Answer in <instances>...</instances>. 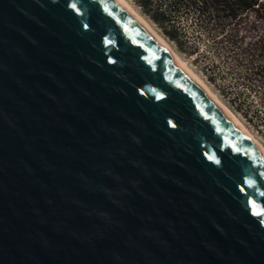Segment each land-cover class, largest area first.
<instances>
[{"label": "water", "instance_id": "obj_1", "mask_svg": "<svg viewBox=\"0 0 264 264\" xmlns=\"http://www.w3.org/2000/svg\"><path fill=\"white\" fill-rule=\"evenodd\" d=\"M0 264H264V156L116 0H0Z\"/></svg>", "mask_w": 264, "mask_h": 264}, {"label": "trees", "instance_id": "obj_2", "mask_svg": "<svg viewBox=\"0 0 264 264\" xmlns=\"http://www.w3.org/2000/svg\"><path fill=\"white\" fill-rule=\"evenodd\" d=\"M130 1L178 52L194 61L210 55L232 61L238 78L251 92H262L264 102V0ZM201 67L210 81H216L214 63L208 60ZM249 100V95L236 93L228 103L246 117L243 108Z\"/></svg>", "mask_w": 264, "mask_h": 264}, {"label": "rangeland", "instance_id": "obj_3", "mask_svg": "<svg viewBox=\"0 0 264 264\" xmlns=\"http://www.w3.org/2000/svg\"><path fill=\"white\" fill-rule=\"evenodd\" d=\"M152 26L155 28L154 25ZM169 43L187 62L190 68L207 82L211 89L224 103L227 104L228 107L231 108L229 105L230 102L228 103V101L236 93L249 95L250 104L243 108L246 110V112H248L246 117L241 113L235 112L232 108L231 109L237 114L249 131L264 145V102L261 100L262 92H251L249 85L245 82H242L240 78H238V68L233 64L232 61H229V59L220 55H210L206 60L194 61V57H190L178 52L175 44L170 41ZM208 60L214 63V70L217 72L216 81L214 82L209 80V77L201 67L205 62L207 63Z\"/></svg>", "mask_w": 264, "mask_h": 264}, {"label": "bare ground", "instance_id": "obj_4", "mask_svg": "<svg viewBox=\"0 0 264 264\" xmlns=\"http://www.w3.org/2000/svg\"><path fill=\"white\" fill-rule=\"evenodd\" d=\"M116 2L125 9L137 23L156 41V43L183 69L193 80L204 90V92L213 100L223 114L231 123L238 128L245 137L254 145V147L264 156V145L249 131L243 124L237 114L224 103L218 95L211 89L207 82L187 64V62L175 51L169 41L162 36L152 24L133 6L129 0H116Z\"/></svg>", "mask_w": 264, "mask_h": 264}, {"label": "snow or ice", "instance_id": "obj_5", "mask_svg": "<svg viewBox=\"0 0 264 264\" xmlns=\"http://www.w3.org/2000/svg\"><path fill=\"white\" fill-rule=\"evenodd\" d=\"M73 7H75V5H73Z\"/></svg>", "mask_w": 264, "mask_h": 264}]
</instances>
